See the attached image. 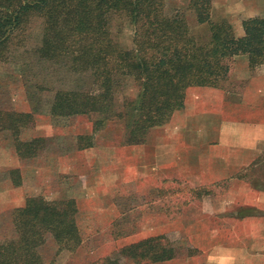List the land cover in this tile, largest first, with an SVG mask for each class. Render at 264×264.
<instances>
[{"label": "rangeland", "instance_id": "rangeland-1", "mask_svg": "<svg viewBox=\"0 0 264 264\" xmlns=\"http://www.w3.org/2000/svg\"><path fill=\"white\" fill-rule=\"evenodd\" d=\"M240 1L243 14L237 16L231 5ZM249 4L259 6L254 17L264 18V0H211L210 19L227 22L234 37L240 38L243 21L253 17L248 13ZM164 5L169 13L187 12L192 33L208 38V27L198 26L188 10L189 0H164ZM113 30L122 47L132 46L129 26L117 21ZM39 36L40 21H33L26 49L36 46ZM5 56L0 59V242L14 237L11 211L22 207L28 198L71 200L81 244L73 251H59L46 235L39 249L45 264H106L107 260L109 264H203L204 253L214 243L220 246L234 235L233 217L259 214L261 207L255 202L258 188H264V155L256 159L260 165L248 168L243 184H190L178 172L189 174L193 168L186 164L203 163V159L190 150H179L182 134L175 133L174 125L181 123L176 119L181 110L164 125L149 129L142 144L129 145L122 120L107 118L96 125V114L50 113L56 91L77 89L83 82L57 71L59 67L38 65L32 52H13L4 61ZM234 63L231 77L210 89L243 94L248 75L254 74L243 70L239 59ZM191 88L209 87L187 88L183 109L186 98L189 110L192 105ZM122 92L135 96L137 88L129 82ZM119 106L120 102L116 108ZM207 109L201 104L196 113ZM215 111L211 107L209 118L190 116L182 122L183 127L214 122L211 114ZM238 113H244L241 119H251L250 111ZM32 141L31 148L17 152L19 142ZM150 238H159L152 242L175 250V257L151 263L120 252Z\"/></svg>", "mask_w": 264, "mask_h": 264}, {"label": "trees", "instance_id": "trees-1", "mask_svg": "<svg viewBox=\"0 0 264 264\" xmlns=\"http://www.w3.org/2000/svg\"><path fill=\"white\" fill-rule=\"evenodd\" d=\"M188 10L208 27L207 39L192 33L187 12H166L164 0H0V59L32 52L38 65L59 67L83 85L55 92L53 116L96 114V125L119 119L128 129L126 143L142 144L149 129L183 109L187 88H217L231 77L236 57L244 56L251 72L264 65V18L243 21V36L235 38L227 22L211 21V0H189ZM37 20L38 43L26 49ZM117 21L133 30L130 48L118 42ZM129 82L135 96L122 92ZM32 144L19 142L17 152ZM75 214L71 200L28 198L11 211L15 235L0 242V264H45L39 249L46 235L59 251L75 250L81 244ZM157 239L120 252L151 263L172 260L175 250L152 242Z\"/></svg>", "mask_w": 264, "mask_h": 264}, {"label": "crops", "instance_id": "crops-1", "mask_svg": "<svg viewBox=\"0 0 264 264\" xmlns=\"http://www.w3.org/2000/svg\"><path fill=\"white\" fill-rule=\"evenodd\" d=\"M242 2L231 5L236 8L235 12L238 11L237 16L243 14ZM248 13H253V17L257 16L259 6L249 4ZM242 35L240 31L239 37ZM235 59L244 63L243 70L247 73L250 71L244 56ZM253 74L254 76L248 75L241 91L243 94L240 95H228L230 92L210 88H191L190 110L186 106V98L185 108L177 111L179 117L175 113L176 119L181 120L180 124L174 125L175 133L182 134L180 152L190 150L197 154L198 159H203V163L192 161L191 164H186L193 168L189 174L177 171L186 182L197 183L199 186L220 182L243 184L248 168L260 165L256 159L264 155V121L257 122V119L264 118V65L257 67ZM199 104L208 107L206 112L196 113ZM211 107L216 110L211 114L214 122L207 121L198 126L193 122L190 127H183L182 122L190 116L200 114L201 118H209ZM242 110L250 111L251 119H241L240 116L244 113L238 112ZM188 111L195 113L190 114ZM253 117L258 118L253 121ZM176 162L175 160V167L178 166ZM258 190L255 204L261 207L258 208L259 214L245 218L233 217L232 240L229 237L230 240L220 246L214 243L204 253L203 264H264V188Z\"/></svg>", "mask_w": 264, "mask_h": 264}]
</instances>
